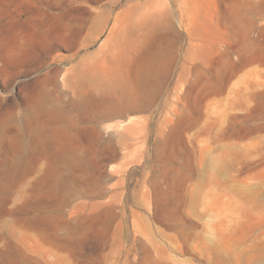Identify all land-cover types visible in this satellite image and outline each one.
<instances>
[{
    "label": "rangeland",
    "instance_id": "rangeland-1",
    "mask_svg": "<svg viewBox=\"0 0 264 264\" xmlns=\"http://www.w3.org/2000/svg\"><path fill=\"white\" fill-rule=\"evenodd\" d=\"M0 264H264V0H0Z\"/></svg>",
    "mask_w": 264,
    "mask_h": 264
}]
</instances>
